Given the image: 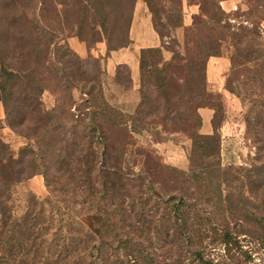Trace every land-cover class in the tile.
<instances>
[{
  "label": "trees",
  "instance_id": "16d2710c",
  "mask_svg": "<svg viewBox=\"0 0 264 264\" xmlns=\"http://www.w3.org/2000/svg\"><path fill=\"white\" fill-rule=\"evenodd\" d=\"M137 1L0 0V102L7 125L27 140L17 157L0 135V264H122L155 260L159 248L176 259L184 242L191 260L216 264L205 247L216 238L237 243L228 218L217 214L234 190L224 194L231 172L220 161L225 113L209 103L207 65L212 56L229 58L225 89L250 105L247 131L264 160V0L232 11L223 0H201L183 46L176 35L182 0H145L162 45L142 49L141 100L128 113L108 101L68 38L89 49L105 41L108 52L127 47ZM121 68L131 81L130 68ZM46 90L57 97L52 109ZM203 107L214 109L211 134L201 132ZM143 132L187 136L189 168L138 147L133 135ZM36 175L48 195H33L17 217V186Z\"/></svg>",
  "mask_w": 264,
  "mask_h": 264
},
{
  "label": "rangeland",
  "instance_id": "374dc122",
  "mask_svg": "<svg viewBox=\"0 0 264 264\" xmlns=\"http://www.w3.org/2000/svg\"><path fill=\"white\" fill-rule=\"evenodd\" d=\"M2 15L3 12L0 9L1 37L4 34ZM180 43L183 46L184 42ZM182 51H184V48H182ZM97 54L98 50L84 57L80 55L86 71L90 75L100 77L106 98L111 104L125 112H135L140 101L136 104L135 97L125 98L124 92V90L128 91L132 87L128 68H121L115 77L110 76L105 67L106 58ZM166 54H170L172 57L170 51L165 50L164 57ZM8 58L9 62H16L13 55H9ZM165 59L168 60L166 57ZM229 73L230 70L227 72L226 77ZM117 85H120L123 91ZM208 90L210 105L218 107L219 115H222L223 112L225 113L222 127L226 126L224 131L221 128L222 147L220 161L222 167L225 170H231V172L224 179L227 182L223 185V188L227 190L224 194L234 190L231 196L233 203H224V206L227 205L229 208L231 206L230 210L234 214L230 211H223V205L219 208L221 210L217 209V214L219 213L220 218L224 220L222 221L223 223L225 222V217L228 218L230 227L237 235V243L225 245L219 238H216L212 244L205 247L204 253L206 257L212 259L216 264H264V165L261 166L264 160L260 156L258 143L254 141L252 135L247 131L245 115L249 113L250 105L248 103L244 104L240 100L242 106L240 103L232 105L228 116L226 100L222 92L212 89L210 86H208ZM74 98L76 100L79 98L78 91H74ZM42 99L48 109H52L57 104V97L51 90H46L42 95ZM0 126L1 137L10 145V148L18 157L27 140L7 125L4 105L1 102ZM223 134H226L225 137H223ZM133 136L138 147L155 150L166 164L182 170L189 168L188 154L191 148V140L187 136L172 134L163 135L158 139L155 135L152 136L148 132ZM135 149L136 147L131 146L127 153L130 165L134 163L131 152ZM173 149L175 152H173ZM176 150H179L180 154H177L178 151ZM185 162L186 164L184 165ZM259 166H261L260 169ZM249 173L251 175H248ZM33 195L40 200L45 199L48 195L45 179L42 175H36L17 186V201L14 207V213L17 217L23 214L29 199ZM180 247L182 251L178 252L176 259L168 257L162 248H159L153 250L158 253L155 260H122V264H201V260H191L193 255L186 242L182 243ZM172 248L176 252L177 248ZM134 261L136 262L134 263Z\"/></svg>",
  "mask_w": 264,
  "mask_h": 264
},
{
  "label": "crops",
  "instance_id": "0c3cea01",
  "mask_svg": "<svg viewBox=\"0 0 264 264\" xmlns=\"http://www.w3.org/2000/svg\"><path fill=\"white\" fill-rule=\"evenodd\" d=\"M243 1L244 0H223L221 4L225 10L232 11L239 6L246 7ZM200 4L201 0H182L184 26L179 27L176 30L177 37L182 43L184 42L185 27L192 25L195 16L200 13ZM129 33L131 39L130 45L110 52H108L105 41L98 42L96 46L90 49L76 36L69 37L68 42L70 46L83 57L89 55V53H95V50H98L97 55H102L106 58L105 67L110 76H117L118 66L127 65L131 72L132 87L128 91L124 90L125 98L135 97L137 104L141 99V51L144 48L159 47L162 45V39L154 27L153 14L145 0H138L136 2ZM165 57L169 59L171 55L166 54ZM230 66V60L226 56H212L207 65L209 86L212 89L219 90L224 95L228 116L232 105H238L239 103L240 105L242 104L239 98L225 89L226 74L230 70ZM117 87H120V85H117ZM119 89L123 91L122 87ZM200 113L203 118L201 132L204 134L213 133L212 118L214 115V109L203 107L200 109ZM225 126L226 125L222 127V131H224ZM225 135L226 134H223V137H225ZM176 151H178L177 154H180L179 150ZM173 152H175L174 149ZM185 164L186 162L184 165Z\"/></svg>",
  "mask_w": 264,
  "mask_h": 264
}]
</instances>
